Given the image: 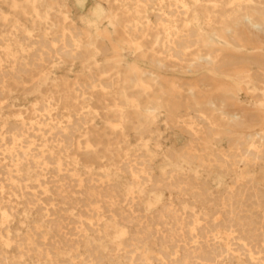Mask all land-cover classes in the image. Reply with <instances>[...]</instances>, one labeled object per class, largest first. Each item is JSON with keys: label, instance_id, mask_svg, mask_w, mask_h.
<instances>
[{"label": "rangeland", "instance_id": "rangeland-1", "mask_svg": "<svg viewBox=\"0 0 264 264\" xmlns=\"http://www.w3.org/2000/svg\"><path fill=\"white\" fill-rule=\"evenodd\" d=\"M261 27L264 0H0V264H264Z\"/></svg>", "mask_w": 264, "mask_h": 264}, {"label": "bare ground", "instance_id": "bare-ground-1", "mask_svg": "<svg viewBox=\"0 0 264 264\" xmlns=\"http://www.w3.org/2000/svg\"><path fill=\"white\" fill-rule=\"evenodd\" d=\"M66 20V19H65ZM246 21H247V24H250V22H251V20L249 19V18H246ZM257 30L259 31V33L260 34H262L263 36H264V28H260V29H258L257 28ZM156 98V97H155ZM236 117L238 118V123L239 122H241L243 119H244V117H243V115H242V113L241 114H238V115H236ZM64 136V135H63ZM251 149V148H250ZM251 151V150H250ZM258 158V157H257ZM243 164V163H242ZM253 190V189H252ZM255 193V192H254ZM100 195V194H99ZM256 199H258V198H256ZM98 204V203H97ZM259 205V204H258ZM91 206V205H90ZM92 207V206H91ZM233 208V207H232ZM260 208V207H259ZM1 209V208H0ZM264 209V208H263ZM232 211V210H231ZM234 211V210H233ZM243 211V210H242ZM178 213V212H177ZM220 213V212H219ZM262 213V212H261ZM231 218V217H230ZM235 218V217H234ZM231 220V219H230ZM230 220H228V221H230ZM231 222V221H230ZM264 223V222H263ZM228 224V223H227ZM232 225V224H231ZM226 226V225H225ZM239 227H240V225H239ZM238 227V228H239ZM237 230V229H236ZM235 230V231H236ZM73 231V230H72ZM233 230H231V232H232ZM232 234V233H231ZM59 237V236H58ZM232 239H233V237H232ZM234 240V239H233ZM264 241V240H263ZM231 242V241H230ZM231 244H232V242H231ZM240 244H242V243H240ZM264 244V243H263ZM246 246V245H245ZM229 250V249H228ZM253 255V254H252ZM223 258V257H222ZM228 259V258H227Z\"/></svg>", "mask_w": 264, "mask_h": 264}]
</instances>
